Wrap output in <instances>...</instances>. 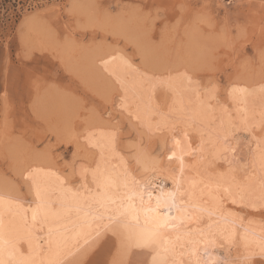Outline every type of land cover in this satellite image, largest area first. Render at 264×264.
Returning a JSON list of instances; mask_svg holds the SVG:
<instances>
[{
	"label": "rangeland",
	"instance_id": "1",
	"mask_svg": "<svg viewBox=\"0 0 264 264\" xmlns=\"http://www.w3.org/2000/svg\"><path fill=\"white\" fill-rule=\"evenodd\" d=\"M106 51L132 65L126 80L136 76L152 104L145 118L122 108L126 91L96 60ZM169 78L209 102L215 116L208 125L178 115ZM262 86L264 0H0V190L30 202L21 171L40 164L79 187L80 171L100 157L87 137L104 133L114 158L144 179L149 152L166 159L176 148L168 127L188 123L195 148L197 130L217 122L221 105L235 117L231 93L242 88L251 95V122L258 121ZM235 136L248 140L242 130ZM116 242L109 232L99 234L63 264L87 251V264H109ZM141 257L147 253L134 248L132 264Z\"/></svg>",
	"mask_w": 264,
	"mask_h": 264
},
{
	"label": "snow or ice",
	"instance_id": "2",
	"mask_svg": "<svg viewBox=\"0 0 264 264\" xmlns=\"http://www.w3.org/2000/svg\"><path fill=\"white\" fill-rule=\"evenodd\" d=\"M216 91L215 86L209 90L211 99L217 98ZM259 92L264 94V86ZM221 111L227 120L222 117L211 132L198 129L195 148L187 128L180 130L183 138L172 128L176 148L166 159L147 154L153 170L143 179L139 207L130 199L111 227L117 247L109 264H132L134 248L147 253L137 264H264V111L251 123L244 107L236 109L235 118L223 105ZM237 118L242 127L234 123ZM233 128L250 139L236 137ZM33 187V221L60 216L51 207L50 182L34 178ZM55 233L49 229L52 239ZM239 248L243 251L234 255ZM215 249H223L224 255H212ZM4 251L0 246V254ZM8 255L14 264H32L30 256L17 257L11 250ZM87 255L73 264H87Z\"/></svg>",
	"mask_w": 264,
	"mask_h": 264
},
{
	"label": "bare ground",
	"instance_id": "3",
	"mask_svg": "<svg viewBox=\"0 0 264 264\" xmlns=\"http://www.w3.org/2000/svg\"><path fill=\"white\" fill-rule=\"evenodd\" d=\"M96 60H99L101 67L117 79L120 83L119 86L123 89L122 92L126 91L125 94L122 93L119 96L124 111L131 112L132 117L137 119L141 116L144 118L148 116L152 110V104L145 91L142 90L143 87L139 84V80L136 76L128 79V81L125 78V70L132 68V65L116 51L101 53L96 57ZM178 81L171 78L166 80L167 88L174 95V109H177L178 115L186 117L189 115L205 126L208 125V122L213 120L215 116L209 102L198 91L193 93L191 89L186 90L187 84L185 86V82ZM190 94H194L192 98L195 103L192 102ZM231 95L235 104V117H237L236 109L244 107L247 109L251 123L253 108L250 103V93L242 88L237 89L235 93L232 91ZM130 102L133 110L129 106ZM255 113H257L256 110ZM222 117L227 120V117L222 113L210 129L205 128L207 132L218 129ZM234 121V123L237 121V126L240 124L238 118ZM185 124L179 125L180 128L177 132L180 135H178L179 133L176 134L177 137L183 138L180 130L187 128L188 123ZM169 129L171 128H167L166 134L171 135ZM243 132L250 139L249 134ZM87 144L96 146L100 157L96 159L92 169L83 168L80 171L82 184L79 187L78 185L77 187L71 186V183L55 169L49 168L50 171H46L40 164L39 166L26 165L24 168L21 167L22 177L26 180L27 188L32 194L30 202H24L9 192L0 190V246H5V251L0 254V264H14L13 258L8 255L9 250L14 251L17 257H32V264H63L87 248L97 235L105 232L111 233V227L120 218L130 199L134 200L139 207L143 179L133 175L123 160L120 159L119 161L114 158L112 152L114 149L111 150L110 142L108 143L105 133L104 135L98 134L96 137L89 135ZM145 168L147 173L153 170L152 164L146 165ZM34 178H44L50 182L53 188L50 197L53 201L51 207L53 210H60V216L49 219L38 217L33 221L31 209L36 204L33 187ZM65 197L67 199L62 209L61 201ZM50 228L56 229L55 239H52L49 234ZM86 239L88 243H85ZM9 245L14 246V248H9ZM239 250L243 251L242 248ZM210 253L218 256L224 255L223 249L210 250Z\"/></svg>",
	"mask_w": 264,
	"mask_h": 264
}]
</instances>
